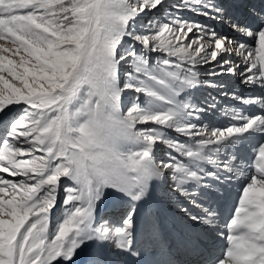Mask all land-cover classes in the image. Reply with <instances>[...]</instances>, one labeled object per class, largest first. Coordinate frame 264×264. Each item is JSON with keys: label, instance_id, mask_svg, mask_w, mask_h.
Instances as JSON below:
<instances>
[{"label": "snow or ice", "instance_id": "6c2138e0", "mask_svg": "<svg viewBox=\"0 0 264 264\" xmlns=\"http://www.w3.org/2000/svg\"><path fill=\"white\" fill-rule=\"evenodd\" d=\"M0 41V264H264V0H0Z\"/></svg>", "mask_w": 264, "mask_h": 264}, {"label": "rangeland", "instance_id": "374dc122", "mask_svg": "<svg viewBox=\"0 0 264 264\" xmlns=\"http://www.w3.org/2000/svg\"><path fill=\"white\" fill-rule=\"evenodd\" d=\"M150 15H151V14H150ZM200 18H201V17H200ZM200 18H199V19H200ZM204 22H205V21H204ZM205 23L210 24V23H208V22H205ZM0 43H3V41H0ZM7 46H11L10 43H9ZM161 151H163L162 148H161ZM3 178L5 179V177H3ZM18 179H19V178H18ZM111 202H112V201H109V203H111ZM105 208H106V207H105ZM112 210H114V207H113V206H109L105 212H106V213H107V212L110 213ZM61 212H62V207H61V205L58 204L57 209H56V212H55V215H59ZM117 214H118V213H117Z\"/></svg>", "mask_w": 264, "mask_h": 264}, {"label": "bare ground", "instance_id": "6f19581e", "mask_svg": "<svg viewBox=\"0 0 264 264\" xmlns=\"http://www.w3.org/2000/svg\"><path fill=\"white\" fill-rule=\"evenodd\" d=\"M4 175H6L7 177H10L8 174H4ZM219 247H220V243L216 241L215 244H214V250L217 253L219 252V250H218Z\"/></svg>", "mask_w": 264, "mask_h": 264}]
</instances>
